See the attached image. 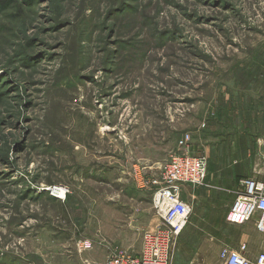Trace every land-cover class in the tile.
<instances>
[{"label": "rangeland", "instance_id": "rangeland-1", "mask_svg": "<svg viewBox=\"0 0 264 264\" xmlns=\"http://www.w3.org/2000/svg\"><path fill=\"white\" fill-rule=\"evenodd\" d=\"M173 153L206 177L172 264L264 251L226 220L264 177V0H0V264L137 254Z\"/></svg>", "mask_w": 264, "mask_h": 264}, {"label": "built area", "instance_id": "built-area-1", "mask_svg": "<svg viewBox=\"0 0 264 264\" xmlns=\"http://www.w3.org/2000/svg\"><path fill=\"white\" fill-rule=\"evenodd\" d=\"M205 177L206 161L203 157L171 154L161 169L153 198L156 221L144 231L139 252L135 255L115 253L104 264H172L173 245L191 212L189 203L180 197V185H200ZM226 220L231 224L252 220L255 230L264 234V177L239 180V189ZM220 258L221 264H264V251L251 257L247 243H241L236 249L223 248Z\"/></svg>", "mask_w": 264, "mask_h": 264}, {"label": "crops", "instance_id": "crops-1", "mask_svg": "<svg viewBox=\"0 0 264 264\" xmlns=\"http://www.w3.org/2000/svg\"><path fill=\"white\" fill-rule=\"evenodd\" d=\"M263 177V176H262ZM156 220V219H155ZM264 235V234H263ZM251 253V252H250ZM256 254L255 253H251V257H254Z\"/></svg>", "mask_w": 264, "mask_h": 264}, {"label": "bare ground", "instance_id": "bare-ground-1", "mask_svg": "<svg viewBox=\"0 0 264 264\" xmlns=\"http://www.w3.org/2000/svg\"><path fill=\"white\" fill-rule=\"evenodd\" d=\"M57 191V190H56ZM58 192V191H57ZM60 193H63L62 189L60 190Z\"/></svg>", "mask_w": 264, "mask_h": 264}]
</instances>
